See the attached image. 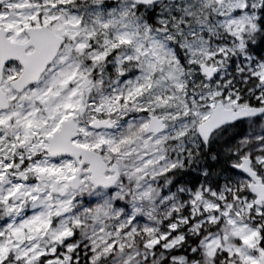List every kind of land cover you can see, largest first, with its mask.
I'll use <instances>...</instances> for the list:
<instances>
[{"label":"rangeland","instance_id":"374dc122","mask_svg":"<svg viewBox=\"0 0 264 264\" xmlns=\"http://www.w3.org/2000/svg\"><path fill=\"white\" fill-rule=\"evenodd\" d=\"M28 1L0 7V25L20 33V23L26 18L19 10L27 6L23 11L29 12L30 17L41 10L40 3ZM57 1L64 4L50 11L65 13L58 17L63 22L60 29L74 28L82 22L67 4L76 0ZM79 1L77 6L84 0ZM115 1L119 4L106 12L103 0H88L87 11L94 14L89 24L91 30H112L109 32L113 33V40L128 43L122 55L124 59L133 58L140 66L134 82L138 91L144 93L130 108L116 96L91 101V118L109 114L116 125L112 130L100 131L82 125L83 135L77 142L101 151L109 162L117 161L123 176L111 192L96 193L87 178L79 189L71 190L70 176L76 167L73 159L56 161L46 153L38 156L45 149V135L78 108V95L89 82L66 89L67 71L50 67L48 72L53 70L44 83L43 94L30 92L23 110L13 109L0 118L6 121L0 123V199L8 201L11 211L8 225L7 221L0 225V264L11 250L14 260L24 257L22 264H35L38 257L54 254L60 243L71 249L81 245L82 252L91 253L92 264H259L264 237L257 223L264 221V206H255L254 198L233 189L180 190L182 195L177 199L158 183V175L172 166V150L183 145L192 126L209 115L218 99L227 107L247 105L245 96L224 92L221 81L212 83L200 77L196 64L215 59L224 68L226 59L222 54L247 56L244 31L247 27L257 29L256 11H248V7L258 9L262 0L169 1L157 10L158 20L164 25L158 30L133 17L134 2ZM122 18L127 22L123 23ZM177 44L183 51L184 63ZM105 55L102 49L92 52V74ZM11 71L16 72V68ZM260 77L258 86L264 101V61L260 64ZM93 81L92 75V85L96 86ZM34 97L51 98V104L44 107L46 113L41 114L43 107L37 106ZM144 109L169 119L168 130L156 136L148 133V115L141 113ZM132 111L136 114L123 120ZM18 116L23 119L14 131L6 124ZM9 129L13 136L10 140ZM14 151L22 153L21 158H32L31 164L18 173L9 170L19 166L13 161ZM237 153V160L243 155H256L264 167V114L248 120ZM41 171L59 182L57 194L52 193L50 184L39 180ZM29 175H36L37 181L26 180ZM238 179L243 186L244 178ZM186 234L199 238L192 245L194 255H172ZM57 263L62 262L58 259Z\"/></svg>","mask_w":264,"mask_h":264},{"label":"trees","instance_id":"16d2710c","mask_svg":"<svg viewBox=\"0 0 264 264\" xmlns=\"http://www.w3.org/2000/svg\"><path fill=\"white\" fill-rule=\"evenodd\" d=\"M111 0H104V4L108 7L112 5ZM156 5L152 10L142 5H138L137 13L141 22H148L155 27L159 26L155 13L165 3ZM248 52H250L255 60H264V7L260 10L259 29L249 34ZM236 59V58H232ZM254 60V61H255ZM244 68H243V67ZM242 68V69H241ZM258 67L254 69V65L247 66L245 61L231 65V80L226 83L225 91L238 92L245 96V100L250 105H259L262 103L261 93H258L260 76L257 75ZM241 70V71H239ZM254 89V90H253ZM253 90L249 96L248 92ZM247 127L246 121H241L233 126L216 133L208 141H202L194 138L192 142H187L184 153H181L179 162L161 178L164 183H168L172 188L195 190L199 187L207 190L209 188L217 189V191L227 189L230 177L236 173L231 167L232 161L237 159V151L243 131ZM255 167L262 174V167L255 162ZM243 192L250 195L247 187H243ZM180 195L177 194V197ZM264 233V228H261ZM198 238L187 235L184 242L177 249L179 253L187 255L194 254L192 252L193 244ZM75 261V260H74ZM73 262V261H72ZM161 264H164L162 262Z\"/></svg>","mask_w":264,"mask_h":264},{"label":"water","instance_id":"95a60500","mask_svg":"<svg viewBox=\"0 0 264 264\" xmlns=\"http://www.w3.org/2000/svg\"><path fill=\"white\" fill-rule=\"evenodd\" d=\"M139 4H152L159 0H134ZM38 30L29 31V34L33 37L37 36ZM6 34L7 31L4 29H0V83L3 77V67L7 60L9 59H20L25 66V71L20 76V78L13 82L14 85L20 86L19 90H22L25 86L30 83L36 82L41 74L44 72L45 68L49 63L52 61L53 56L49 54L48 48L43 50H35L30 55L24 54V50L14 45H6ZM201 69L203 74H206L208 77H212L215 74L216 69L213 66H207L206 64L201 65ZM26 78V79H23ZM8 107L7 99L3 92L0 91V109H4ZM264 112V108L258 107H240L238 109L234 108H226L224 107L223 103L219 102L216 107L214 108L211 116L209 119L204 121L198 126L199 134L203 138H207L210 134L218 129L219 127L234 123L246 118L254 117L260 115ZM93 125L101 127L103 125L112 126L109 119L107 120H96L94 121ZM164 126L161 124V120L157 118H152L150 122L149 129L151 131L159 132L162 130ZM77 126L75 124H67L66 128H63L62 131L57 133L58 139H60V149L63 153H70L75 155L76 157L82 156L83 160L81 162L87 161L90 163V170L92 172L91 179L95 183H100L104 181V172L106 169V163L103 162L101 154L97 153L93 149H88L80 146H76L71 144L70 140L75 135H77ZM50 139H53L50 138ZM52 142V141H51ZM52 147V143H51ZM50 147V148H51ZM54 150V146L52 147ZM114 169L117 168L114 166ZM236 168L247 174L249 177L254 179L256 183L251 184V189L254 193L258 195L257 203L261 204L264 200V185L262 184L261 178L258 177V174L255 170L252 169V161L250 158L242 159V163L237 165ZM116 177L109 178V181L112 183L115 181ZM77 180V179H76ZM260 264H264V255L261 258Z\"/></svg>","mask_w":264,"mask_h":264},{"label":"flooded vegetation","instance_id":"af4514ba","mask_svg":"<svg viewBox=\"0 0 264 264\" xmlns=\"http://www.w3.org/2000/svg\"><path fill=\"white\" fill-rule=\"evenodd\" d=\"M40 16H41V18H44V17H49V13H47V12H41L40 14H39ZM44 20H45V18H44ZM30 24V26H35V25H43V24H47V25H49V26H52V23L50 22V21H48V23L47 22H45V21H37V22H32V23H29ZM10 34H11V32H10ZM27 39V37L25 36V35H23V38H22V41H25ZM68 41H69V43H71L70 42V38H68ZM80 41V38L79 39H76L75 41H74V45L76 44V43H78ZM87 120V124L89 123V120H88V118L87 119H85V121Z\"/></svg>","mask_w":264,"mask_h":264}]
</instances>
